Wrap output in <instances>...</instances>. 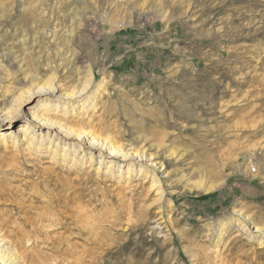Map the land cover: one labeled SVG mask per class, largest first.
<instances>
[{
  "label": "rangeland",
  "instance_id": "1",
  "mask_svg": "<svg viewBox=\"0 0 264 264\" xmlns=\"http://www.w3.org/2000/svg\"><path fill=\"white\" fill-rule=\"evenodd\" d=\"M8 110L83 159L0 139L19 264H264V0H0Z\"/></svg>",
  "mask_w": 264,
  "mask_h": 264
},
{
  "label": "bare ground",
  "instance_id": "2",
  "mask_svg": "<svg viewBox=\"0 0 264 264\" xmlns=\"http://www.w3.org/2000/svg\"><path fill=\"white\" fill-rule=\"evenodd\" d=\"M43 92H37L35 93V97H39V96H44L42 94ZM15 118H17V116H14L9 110L6 111L5 115L0 116V121L1 122H7L10 123L11 121H13ZM4 124V123H3ZM58 127H61V125L56 124L54 127L51 128H55L54 132H49V137H51V139L49 140H44L43 138L41 139V137L36 136L37 134H34L33 136H29V134H26L23 130V132L21 133L20 129L18 130V132L16 131V133L14 132H0V139L7 142L6 139H10L11 142L13 144H16V147L18 144H20L21 146H25V145H29V146H33L35 150H46V152H48L52 158H64V157H70L69 160H66L67 162H70L72 164L79 162L80 160H83L82 158L79 157V154H82L80 152V148L77 149L75 145L71 144V143H64L62 145V149H59L57 147V145L59 144L57 141L54 142L55 139H57L58 141L60 140V138H58V135L60 134L61 129H59L60 131L56 130ZM8 127H5V125L1 126L0 125V131H7ZM66 129V128H65ZM64 129V130H65ZM20 131V132H19ZM65 133V138L69 139V138H74L76 140H86L88 143V146L90 148H93L95 150H99V151H103V149L105 150L106 147V143L104 141H100L97 140L95 137H90V135L88 134H84L82 132H77V131H72V130H65L62 131ZM62 135V134H60ZM10 142V143H11ZM56 144V146L54 145ZM62 144V143H61ZM1 148V146H0ZM39 151V152H40ZM115 156L121 157L122 160H125L124 156H120L117 154L112 153ZM111 153L110 154H104L101 155L99 154L100 159H109L112 158L113 155ZM84 158H85V154H83ZM90 156H92L90 154ZM80 158V159H79ZM91 159V157H89ZM104 160H100L99 163H101ZM81 163V162H80ZM158 171V170H157ZM162 171V170H161ZM158 173V172H157ZM7 242L0 236V264H19L17 259L14 258L8 251V247L6 246Z\"/></svg>",
  "mask_w": 264,
  "mask_h": 264
}]
</instances>
